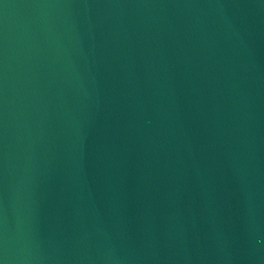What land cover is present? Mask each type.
Here are the masks:
<instances>
[{
    "label": "water",
    "instance_id": "95a60500",
    "mask_svg": "<svg viewBox=\"0 0 264 264\" xmlns=\"http://www.w3.org/2000/svg\"><path fill=\"white\" fill-rule=\"evenodd\" d=\"M0 264H264V0H0Z\"/></svg>",
    "mask_w": 264,
    "mask_h": 264
}]
</instances>
